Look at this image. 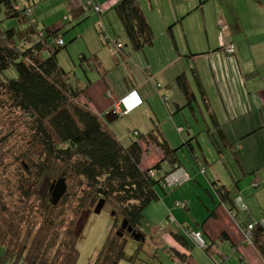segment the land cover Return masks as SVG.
<instances>
[{
	"label": "trees",
	"instance_id": "1",
	"mask_svg": "<svg viewBox=\"0 0 264 264\" xmlns=\"http://www.w3.org/2000/svg\"><path fill=\"white\" fill-rule=\"evenodd\" d=\"M18 2L0 0V262L76 264L82 228L100 200L109 208L114 233L126 221L143 241H136L127 233L119 237L110 232L87 264L136 260L147 236L141 227L145 208L160 200L159 193L166 196L179 187L164 186V180L183 169L177 157L181 147L171 148L157 127L143 135L132 131L135 138L128 144L118 140L106 127L104 116L101 118L81 102L90 84L88 77L87 83L80 85L79 77L71 76L72 71L59 65L57 55L62 45H57L56 41L61 37L55 30L39 28L34 18L29 21L25 11L30 4L23 2L19 7ZM90 3L95 5L93 0ZM88 8L93 7H88L87 3ZM113 11L127 39L125 48L131 49L125 51L121 43L101 30L98 34L104 46L122 51L115 59H125L132 52L152 45L154 34L138 0H121ZM167 34L173 39L172 25L167 28ZM50 44L54 46L53 52H50ZM116 44H121V48L117 49ZM86 61L87 67L94 66L100 77L109 71L101 67L95 55L91 58L80 55L78 63L84 72ZM10 72H14V76ZM191 74L196 79L194 69ZM195 82L203 94L198 80ZM175 83L185 96L184 107L192 108L194 95L187 76H178ZM106 94L110 96L109 92ZM215 133L221 146H225L219 126ZM214 138L211 144L216 148L218 141ZM150 144L162 152L163 158L143 169L141 162L147 153L142 145ZM183 146L187 147L196 166L204 161L191 142ZM60 179L65 180L67 189L53 205L51 187ZM214 185L217 199H213V205L230 202L229 196L234 190ZM174 203L182 209L186 207L184 201L174 200ZM213 216L209 211L207 217ZM165 223L176 222L168 216ZM180 226L182 235L172 231L170 236L183 248H189L185 234L198 231L203 238L198 227ZM125 237L138 243V248L129 256L125 251ZM252 245L264 260V227L259 224H254ZM204 249L209 253V246ZM168 253L177 257L180 264L185 263V255L173 249ZM174 256L171 258L175 259ZM153 258L158 260L159 255Z\"/></svg>",
	"mask_w": 264,
	"mask_h": 264
},
{
	"label": "crops",
	"instance_id": "2",
	"mask_svg": "<svg viewBox=\"0 0 264 264\" xmlns=\"http://www.w3.org/2000/svg\"><path fill=\"white\" fill-rule=\"evenodd\" d=\"M31 1L34 2L30 0V3ZM93 1L95 4H100L102 12L97 14L90 9L95 15V18L90 15L91 22L98 32L106 31L111 37L106 28L110 26V21L108 19V26H106L101 16L110 12L114 14V6L121 0ZM185 1L187 2V0H169L170 11L167 18L173 26V39L169 38L164 31L159 32V30V33L154 35L151 46L138 52H132L125 59H115V56H120L122 51L117 52L114 47L108 48L110 55L107 53L106 56L110 61L104 60L107 57L100 58V61L101 67L109 71L103 77H100L98 73L90 75L91 77L87 76L90 84L81 102L87 104L93 113L102 118L114 109V105L119 103L120 99L134 91L141 102L128 114L141 109L140 114L143 120L140 118L138 121L141 131L136 129L133 131L143 135L157 127L171 148H183L187 141L197 143V136H194L192 128L187 126L185 114L188 117L190 113L196 118L195 114L198 112L202 119L207 117L209 124L205 127V133L207 130L211 132L210 135L207 134V138L213 153L208 156L214 157L212 163H215V167H211V172H206V166H210V159L202 153L199 144V153L204 157L202 163L205 167L203 164L202 166L205 170L200 172L199 166L193 163L194 168L192 167L190 173L183 166L189 176L186 184L191 183L193 179L197 182L196 177L200 175L201 179L204 176L205 185L207 182L210 186V193L208 191L207 193L212 206L206 203L204 220L196 218L199 224L197 229L201 230L210 251L214 249L215 253L220 255V264H264L263 258L254 246L243 242L239 227L251 221H259L262 217L261 212L264 210V63H260L262 69H257L258 62L262 60L260 56L252 57V61L243 60L242 49H239L237 41H234L235 38H241L239 37L241 33L235 30L238 27L234 28L232 24H226L228 16L237 12L238 3L225 8L221 4H215L222 0H190L191 3L184 4ZM76 8L68 9L73 15L83 13L84 16H89L88 12H82L78 7ZM188 17H192L193 20L189 32L197 38L198 45L203 44L202 49H196L189 44L190 39L187 37L191 38V36L186 32L185 26V19ZM223 25L227 26V29L221 34L219 28ZM211 26L213 28H210ZM221 38L234 41V55L227 56L220 50ZM116 42L121 43L125 51L131 50L125 48L127 39L124 42ZM191 69L195 70L196 79L192 76ZM255 72L257 74H254ZM182 74L187 76L194 95L190 109L184 107L185 96L175 83V79ZM79 80L80 85L88 81ZM195 80H198L203 94L199 92ZM107 92L110 96L106 94ZM119 107L123 108L121 103ZM118 117L113 122L105 124L110 131L114 130L112 125ZM218 126L222 131L225 146H221L215 133ZM177 128L181 130L178 131ZM213 138L218 141L216 148L211 144ZM118 140L122 141V139ZM177 142H180V146L174 147ZM142 147L147 153L142 158L141 167L143 169L150 168L162 160V152L153 145H142ZM166 166L165 164L164 167ZM214 183L217 186L223 185L234 190L230 195L235 192L240 195L247 209L242 212L234 211L231 214L229 201L213 205V199H217ZM182 184L185 183L182 182L179 186ZM185 196L183 199L187 200ZM184 202H186L185 209L176 206L175 203L174 205L184 210V220L188 221L193 201ZM209 211L213 212V217H207ZM168 216L172 215L168 214ZM159 224L162 223L159 222ZM170 232H172L171 229H169V234ZM170 235L165 238L167 242L164 243L165 248L185 255L186 261L183 264H195L187 253L190 247L183 248ZM186 242L190 246V242ZM168 250L164 251L165 256L171 258L174 255L168 253ZM222 250L231 252L234 262L225 261L224 256L226 255L222 253ZM175 259L177 260L173 259L172 262L179 264L180 260L177 257ZM0 264L10 263L0 262Z\"/></svg>",
	"mask_w": 264,
	"mask_h": 264
},
{
	"label": "rangeland",
	"instance_id": "3",
	"mask_svg": "<svg viewBox=\"0 0 264 264\" xmlns=\"http://www.w3.org/2000/svg\"><path fill=\"white\" fill-rule=\"evenodd\" d=\"M138 1L143 13L146 16L147 22L152 27V31H154L153 34L156 35L159 30V32L164 31L165 34H167V27L172 25L167 18V14L170 11L169 0ZM259 1L260 2L257 3L254 0H222V2H216L215 4H221L223 7L227 8L234 5V3H238L236 6L237 12H234V14L228 16L226 24H232L234 28L238 27L235 28V30L241 33L239 35L241 38H235L236 40L234 41H237L239 49H242L243 60L252 61V57L256 58V56H260L262 60L258 62L256 67L257 69H262L260 63H264V0ZM19 2L21 6V0ZM24 3L27 5L28 2L24 0ZM87 3L88 0L31 1V4H33V18L36 20L37 26L39 28H50L55 30L56 34L59 35L64 42V45L61 47L57 55L59 65L66 71H72L71 76H74L75 78L79 77V79L85 81H87V76L91 77L90 75H95L97 72L94 66L91 68L87 67V61L83 63L85 67L84 72V68L82 66L80 67L78 63L79 56L84 55L87 58H91L93 55H95L99 59H104L107 57V53L110 55L108 48L104 46L102 39L98 34V30L91 22V16L95 18V15L92 14L90 9H86ZM188 3H191V1L187 0V2H184V4ZM70 7L71 9L78 7V9H81L82 12H88L89 16L86 17V15L84 16L83 13L73 15L68 9ZM111 15L114 14H112V12L105 13L101 17L106 22V26H108V22L110 21V26L106 28L112 39L116 38V41L121 42L126 41V37L122 31L121 25L119 24L116 17ZM191 18L192 17H188V19H185L186 32L191 36V38L187 37L190 39L189 44L196 49H202L204 48L203 44L198 45L197 38L189 32V27H191L193 22ZM236 19L240 20V22H238ZM210 28H213V26ZM242 45L244 47H242ZM53 47V44L49 45L50 52H53ZM44 55L47 56L45 53ZM104 60L106 62L110 61L108 57ZM9 74L14 76V72H10ZM140 111L141 109H138L127 116H119L112 125L115 130V132L114 130L112 132L118 139H122L124 144H128L130 140L135 138V136L132 134L133 130L136 129L137 131H141V129L138 127V121L140 118L143 120ZM185 117L188 122L187 126L192 128L193 135L197 136V143L193 141L191 144L198 154L200 152V149L198 148L199 144L202 153H204L206 158L210 159V166H206V172H211V167L214 168L215 163H212L214 157L208 156L213 154L212 150L210 149L207 133H205V127L209 124L208 119L207 117L202 119L198 112L195 114L196 118L192 117L190 113H188V117L185 114ZM179 144L180 142H177L174 147L178 146ZM177 157L183 163L184 167L191 173V169L192 167L194 168V166L187 147L183 146V148L178 150ZM174 175H176V178L181 176V180L183 178H185V180L183 179L184 181L189 180V176H187L186 171L183 169L178 170L174 173ZM199 176L196 177L197 182H195L193 179L191 183H185L184 185L182 184L174 190H171V192L166 196L159 193L160 200L149 204L145 208L143 213L144 219L141 223V227L142 232L147 235V238H145L146 241L143 243L141 250L138 251L136 260L134 259L131 261L128 259H123L119 262V264H159L158 260L165 264H176L172 262L173 258H168L165 256L164 251H167L168 249L165 248V246L162 247L160 244L167 243L165 238H168L170 235L169 229L179 235H182L183 231L180 225H184L185 228L188 229H191L190 225L193 227H198L197 225L199 224L196 222V218L199 220H204L206 217V213L204 211L205 208H207L206 203L212 206L211 200L207 193V191L210 193V186L206 181L205 185L204 176H202L203 179H201ZM184 195H186L185 199L193 201L191 208L192 212L189 214L190 217L188 218V221L184 220V210L175 207L174 205V200L187 201L183 199ZM168 214L172 215L169 217L176 222L175 224L166 225L165 221ZM159 222L162 224H159ZM163 228L164 230H162ZM110 232L112 234L117 233V231L114 233L111 213L107 206H104L99 214H89L85 220L81 237L77 244L79 254L76 264H87L89 260L95 256L97 250L103 245ZM125 238H127L125 251L129 256L135 252V249L138 248V243L132 241L129 237ZM224 246L225 245H223V247ZM189 247L190 249H188L187 253L190 255V258L195 264L221 263L220 255L216 254L214 249L209 251V253H206L205 249L200 248L192 242H190ZM217 248L220 249L221 247ZM222 253L226 255L224 256L225 261L231 260L234 262L231 252L222 250ZM155 254L159 255L158 260L153 258Z\"/></svg>",
	"mask_w": 264,
	"mask_h": 264
},
{
	"label": "built area",
	"instance_id": "4",
	"mask_svg": "<svg viewBox=\"0 0 264 264\" xmlns=\"http://www.w3.org/2000/svg\"><path fill=\"white\" fill-rule=\"evenodd\" d=\"M89 2L88 3V7H93V8H97L96 4L92 5ZM99 6V5H98ZM100 7V6H99ZM221 30H223V28H221ZM62 40L58 39L56 41L57 45H62ZM116 48H121V44H116ZM234 49V48H233ZM233 49L229 52H233ZM123 105V109H121L119 107V104ZM140 104V99L137 98L136 94L134 91L130 92L129 94H127L124 98L119 100V103H116L114 105V109L115 112H117L118 115H123L126 113H129L132 109H134L136 106H138ZM180 170V169H179ZM182 171V170H181ZM185 180V178H183ZM182 179V180H183ZM181 180V176L176 178V175L171 174L168 177L165 178V184L164 186H168V187H176V185H180L183 181ZM231 214H233L234 211H244L246 210V206L243 202V200L240 197H235L231 207ZM264 213V212H263ZM253 229V224H247L242 228V234H243V239L247 242H249L251 240V231ZM185 237L192 243H194L195 245L199 246L200 248L204 249L206 247V244L204 242V239L201 236V233L196 231V232H191L190 234H185Z\"/></svg>",
	"mask_w": 264,
	"mask_h": 264
},
{
	"label": "water",
	"instance_id": "5",
	"mask_svg": "<svg viewBox=\"0 0 264 264\" xmlns=\"http://www.w3.org/2000/svg\"><path fill=\"white\" fill-rule=\"evenodd\" d=\"M117 118L116 112L115 110H112L110 112H108L107 114L104 115V119L107 123H111L114 121V119ZM52 192H51V203L53 205H56L61 198L63 197L64 193L66 192V183L64 179H60L57 182L52 184ZM104 207V201L100 200L98 201V203L95 205L94 209H93V213L94 214H99L102 210V208ZM124 232H126L127 234H130V236L136 240V241H143V239L140 238L139 233L135 232L132 230L131 227H129L127 225L126 221H123L120 225L119 230L117 231V235L119 237H122Z\"/></svg>",
	"mask_w": 264,
	"mask_h": 264
},
{
	"label": "bare ground",
	"instance_id": "6",
	"mask_svg": "<svg viewBox=\"0 0 264 264\" xmlns=\"http://www.w3.org/2000/svg\"><path fill=\"white\" fill-rule=\"evenodd\" d=\"M20 1V0H19ZM23 2H24V0H21V4H23ZM89 2H91V0H89L88 1V3ZM27 4H30L29 6H27L26 7V11H25V13H26V15L29 17V21H32L33 20V8H32V6H33V4H31L30 3V1H28V3ZM98 5H100V4H97L96 6H97V8L95 9V8H88V9H92L95 13H97V14H99L101 11H102V9L98 6ZM18 6L20 7V2L18 3ZM77 9V8H76ZM75 10V9H74ZM221 28H223V30H221ZM227 29V26H221L220 28H219V33H221V34H223L224 33V31ZM63 42V41H62ZM63 44V43H62ZM234 48V49H233ZM233 49V52H231V53H229L231 50ZM220 50L225 54V55H227V56H232V55H234V53H235V44H234V41H232L231 39L230 40H226V39H223V38H221L220 39ZM136 94V93H135ZM141 102V101H140ZM122 107H123V105H122ZM124 108V107H123ZM205 167V166H204ZM203 166H202V163H200L199 164V169H200V172H203V170H205V168H204ZM177 172V171H176ZM173 174V173H172ZM171 175V174H170ZM186 181H184L183 183H185ZM240 197V195H238L237 193H233V195L230 197V202H229V207H231V205H232V203H233V201H234V199H235V197ZM241 198V197H240ZM242 199V198H241ZM243 200V199H242ZM243 202H244V204H245V201L243 200ZM231 203V204H230ZM245 206H246V204H245ZM246 209H247V206H246ZM231 210V209H230ZM245 211V210H244ZM240 212V211H239ZM242 212V211H241ZM264 210L261 212L262 213V217H261V219L259 220V221H256V223L255 222H248V223H245V224H242V225H239V227H240V229H241V233H242V228L245 226V225H247V224H253V228H254V224H259L260 226H262V227H264ZM253 230V229H252ZM242 236H243V234H242ZM243 242H245L246 244H249V245H252V231H251V240L249 241V242H247V241H245L244 239H243Z\"/></svg>",
	"mask_w": 264,
	"mask_h": 264
},
{
	"label": "clouds",
	"instance_id": "7",
	"mask_svg": "<svg viewBox=\"0 0 264 264\" xmlns=\"http://www.w3.org/2000/svg\"><path fill=\"white\" fill-rule=\"evenodd\" d=\"M133 110V109H132ZM117 116H119L118 114H116ZM189 241V240H188ZM190 242V241H189ZM205 242V241H204ZM206 244V243H205Z\"/></svg>",
	"mask_w": 264,
	"mask_h": 264
},
{
	"label": "flooded vegetation",
	"instance_id": "8",
	"mask_svg": "<svg viewBox=\"0 0 264 264\" xmlns=\"http://www.w3.org/2000/svg\"><path fill=\"white\" fill-rule=\"evenodd\" d=\"M126 232H124V234H125Z\"/></svg>",
	"mask_w": 264,
	"mask_h": 264
}]
</instances>
